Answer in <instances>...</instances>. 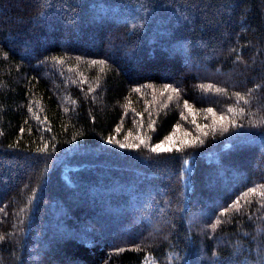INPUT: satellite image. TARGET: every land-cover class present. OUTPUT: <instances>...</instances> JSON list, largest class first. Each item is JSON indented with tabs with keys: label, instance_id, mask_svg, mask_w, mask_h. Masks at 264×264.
I'll return each mask as SVG.
<instances>
[{
	"label": "trees",
	"instance_id": "16d2710c",
	"mask_svg": "<svg viewBox=\"0 0 264 264\" xmlns=\"http://www.w3.org/2000/svg\"><path fill=\"white\" fill-rule=\"evenodd\" d=\"M0 236V264H264V0H0Z\"/></svg>",
	"mask_w": 264,
	"mask_h": 264
},
{
	"label": "snow or ice",
	"instance_id": "6c2138e0",
	"mask_svg": "<svg viewBox=\"0 0 264 264\" xmlns=\"http://www.w3.org/2000/svg\"><path fill=\"white\" fill-rule=\"evenodd\" d=\"M92 63H93V64H97V63H99V64L103 65V64H104V61H93ZM201 87H202L205 91H208L209 89H212V88H213V86H212L211 84H208V85H202ZM257 87H258V86H257ZM136 91H139V89H136ZM167 91H169V86H166V87L164 88V92H167ZM172 91H173V92H178L179 90L176 89V88H173ZM216 91H218V92H219V91H223V89H216ZM161 94L163 95V93H161ZM171 98H172V97L169 96V99H171ZM238 99H240V100H244V97H243V96H239ZM245 102H247V101H245ZM184 107H185L186 110L191 111V109L189 108V105H188L187 102H185ZM206 111H207L208 113H210V114L215 115V114L213 113V110H212L211 108H208ZM229 111H231V109H229ZM223 119H224V117L221 116V117H220V120L223 121ZM149 127H151V125H149ZM213 130H215V129H213ZM223 130H224V131H227L226 128L223 129ZM167 141H168V145H167V146L162 142V143H160V144H156V145L152 146V147H151V151H152L153 153H157V154H159V153H165V152H171V151L173 150L172 147H171V144H172V137H171V136L167 137ZM106 142L109 143V144H111V143H113V140H112V139H109V140L106 141ZM197 142H202V141H199L198 139H195V140H192V141H191L192 144H195V143H197ZM143 143H144V141L141 140V141H140V144H143ZM188 143H189L188 141H185V144H188ZM119 146H120L121 148H125V147H129V148H131V147H134L133 145H126V144H124V143H121ZM176 150L179 151V148H177ZM256 191H257V189H250V192H252V193H255ZM236 203L238 204L239 202H236ZM237 210H238V209H237ZM221 215H223V213H221ZM221 222H222L221 220L217 219V220L211 225V228H212L213 230H215V228L217 227V225H219ZM3 239H4V237L0 236V240H3Z\"/></svg>",
	"mask_w": 264,
	"mask_h": 264
},
{
	"label": "rangeland",
	"instance_id": "374dc122",
	"mask_svg": "<svg viewBox=\"0 0 264 264\" xmlns=\"http://www.w3.org/2000/svg\"><path fill=\"white\" fill-rule=\"evenodd\" d=\"M144 264H153L152 261L144 262Z\"/></svg>",
	"mask_w": 264,
	"mask_h": 264
}]
</instances>
